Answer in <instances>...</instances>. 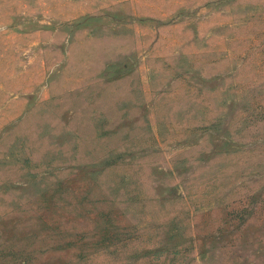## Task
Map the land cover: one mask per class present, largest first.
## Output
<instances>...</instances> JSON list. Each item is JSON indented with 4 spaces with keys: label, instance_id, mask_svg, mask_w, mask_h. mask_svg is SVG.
<instances>
[{
    "label": "rangeland",
    "instance_id": "1",
    "mask_svg": "<svg viewBox=\"0 0 264 264\" xmlns=\"http://www.w3.org/2000/svg\"><path fill=\"white\" fill-rule=\"evenodd\" d=\"M0 264H264V0H0Z\"/></svg>",
    "mask_w": 264,
    "mask_h": 264
}]
</instances>
